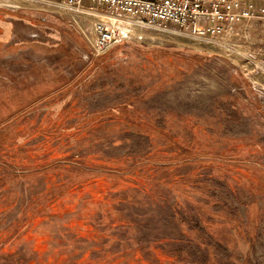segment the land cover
<instances>
[{
	"label": "rangeland",
	"instance_id": "obj_1",
	"mask_svg": "<svg viewBox=\"0 0 264 264\" xmlns=\"http://www.w3.org/2000/svg\"><path fill=\"white\" fill-rule=\"evenodd\" d=\"M7 4L0 264H264V92L182 39L95 57Z\"/></svg>",
	"mask_w": 264,
	"mask_h": 264
},
{
	"label": "built area",
	"instance_id": "obj_2",
	"mask_svg": "<svg viewBox=\"0 0 264 264\" xmlns=\"http://www.w3.org/2000/svg\"><path fill=\"white\" fill-rule=\"evenodd\" d=\"M28 1L65 19L95 57L130 41L122 36V28H137L154 33L157 42L182 39L199 52L229 60L255 91L264 92V0L261 5L256 0ZM95 14L119 22L120 27L88 18Z\"/></svg>",
	"mask_w": 264,
	"mask_h": 264
},
{
	"label": "bare ground",
	"instance_id": "obj_3",
	"mask_svg": "<svg viewBox=\"0 0 264 264\" xmlns=\"http://www.w3.org/2000/svg\"><path fill=\"white\" fill-rule=\"evenodd\" d=\"M0 1H5L6 3H8L7 4V6H11V7H20V6H23L24 5V2H26V0H23L24 2H22V0H0ZM30 4V3H29ZM28 4V5H29ZM6 5V4H5ZM32 5V4H31ZM34 6V5H33ZM35 7V6H34ZM36 8V7H35ZM110 24H112V25H114V26H117L116 25V21H113L112 23H110ZM134 31H136V32H138L137 33V37H135L134 35H133V32ZM121 34H122V36H124V37H128V38H131V39H139V38H141L142 37V33L141 32H139L137 29H135V28H131V29H128V28H122L121 29Z\"/></svg>",
	"mask_w": 264,
	"mask_h": 264
},
{
	"label": "crops",
	"instance_id": "obj_4",
	"mask_svg": "<svg viewBox=\"0 0 264 264\" xmlns=\"http://www.w3.org/2000/svg\"><path fill=\"white\" fill-rule=\"evenodd\" d=\"M256 5H261L262 4V1H260V0H256ZM23 14H26V16H28V18H29V16H31V15H33V14H36V15H38L39 17H41L42 19H44V21H46V22H42V23H40V26L43 28H47V29H49V28H51L52 27V23H48V21H47V19L49 18V17H51V18H54L53 16H51V15H48V14H44V13H36V12H32V11H26V10H24L23 12H22ZM30 23V28H31V26L32 27H35V25H38V24H35V23H32L33 25H31V22H29ZM28 23V24H29ZM62 24V23H61ZM58 25L60 26V24L58 23ZM50 26V27H49ZM67 27V26H66ZM33 35V34H32ZM31 35V37H36L35 35H33L32 36Z\"/></svg>",
	"mask_w": 264,
	"mask_h": 264
}]
</instances>
